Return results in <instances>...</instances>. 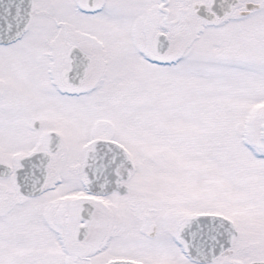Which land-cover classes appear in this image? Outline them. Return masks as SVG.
Masks as SVG:
<instances>
[{
	"label": "snow or ice",
	"instance_id": "snow-or-ice-1",
	"mask_svg": "<svg viewBox=\"0 0 264 264\" xmlns=\"http://www.w3.org/2000/svg\"><path fill=\"white\" fill-rule=\"evenodd\" d=\"M0 264H264V0H0Z\"/></svg>",
	"mask_w": 264,
	"mask_h": 264
}]
</instances>
